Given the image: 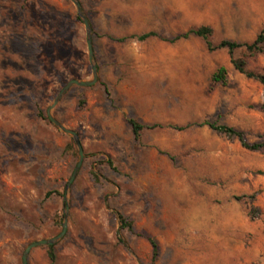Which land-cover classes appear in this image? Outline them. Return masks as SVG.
<instances>
[{
  "label": "rangeland",
  "instance_id": "obj_1",
  "mask_svg": "<svg viewBox=\"0 0 264 264\" xmlns=\"http://www.w3.org/2000/svg\"><path fill=\"white\" fill-rule=\"evenodd\" d=\"M78 1L99 80L71 87L52 110L85 152L67 188L77 147L43 116L69 81L93 78L86 26L72 0H0V264H23L29 244L59 235L68 204L55 264H264V147L197 125H228L264 142V84L201 37L132 38L209 25L215 43L252 42L264 0ZM221 66L229 84L211 89ZM247 68L264 73V55ZM130 118L163 127L136 140ZM51 190L64 195L47 199ZM28 260L52 264L47 246Z\"/></svg>",
  "mask_w": 264,
  "mask_h": 264
},
{
  "label": "trees",
  "instance_id": "obj_2",
  "mask_svg": "<svg viewBox=\"0 0 264 264\" xmlns=\"http://www.w3.org/2000/svg\"><path fill=\"white\" fill-rule=\"evenodd\" d=\"M212 34H213V28L211 26L201 25L198 27L190 28L186 32L178 34L174 36L173 38H162L155 31H150V32L137 35V36L135 35V36H132V38H137L140 41H146L151 37H159L163 40L174 43L182 39H189L192 36L201 37L205 40L207 48L210 52L217 51L220 49H227L230 55V58H231V62L237 71L245 74L249 78H254L258 80L259 82H261L262 84H264V73L252 71L247 68V63H248L249 58L254 57L257 54L264 55V26L261 29L260 33L257 35V37L252 42H239V41H235L231 39H222L218 43H215L212 40ZM126 39L128 38L127 37L118 38L119 41H125ZM239 49H244L245 52L241 57H236L235 53ZM218 84H221L223 86H227L229 84L228 69L225 66L219 67L211 76L210 88L213 89ZM43 119H46L50 121L51 123H53L47 115L43 116ZM128 121L132 127V131L134 133L136 140H140L141 135H142V130L145 128L163 127V124H160V123L143 124L134 118H130ZM197 125L198 126L208 125L210 128H212L215 131L225 133L230 137H236L240 140L243 147L250 149V150L257 151L261 149L262 147H264V142L252 143V144L249 143L245 139V133L243 131L238 130L228 125H224V124L220 125L215 122L208 121V120L199 122ZM184 128L185 127H180V129H184ZM54 194H59L61 196L64 195L62 192L51 190L46 193L45 197L48 199L52 197ZM252 197L255 198V196H252ZM237 199H240V198H237ZM250 216L255 217V215L252 212ZM120 218L122 221V228H129V229L133 228L132 221H129L124 216H120ZM148 239L150 243L152 244L154 257H157L159 254L158 242L152 237H148ZM47 248H48L49 258L51 259L52 264H55L57 256L54 251V245L47 246Z\"/></svg>",
  "mask_w": 264,
  "mask_h": 264
},
{
  "label": "water",
  "instance_id": "obj_3",
  "mask_svg": "<svg viewBox=\"0 0 264 264\" xmlns=\"http://www.w3.org/2000/svg\"><path fill=\"white\" fill-rule=\"evenodd\" d=\"M78 10V14L79 16L83 19V22L86 26V34H87V44H88V50H89V59L90 62L92 64V71H93V78L91 80H79V79H73L71 81H69L58 93V95L56 96L54 102L50 105V107L48 108V116L50 118V120L53 122V124H55L59 129H61L63 132L70 134L75 142V145L77 147V151L79 154V162L75 168V171L68 183L67 188H69V186L71 185V183L73 182V180L75 179L82 163L85 157V152H84V148L81 142V139L79 137V134L77 133L76 130L71 129L66 127L58 118H56L53 113L52 110L55 108V106L60 102V100L63 98V96L67 93V91L75 86V85H79V86H91L94 85L98 82L99 80V68L98 65L95 61V51H94V44H93V38H92V27L90 24V21L88 20V18L85 16V14L83 13L82 10V5L78 0H72ZM69 204L66 206V213H65V218H64V223H63V230L62 232L55 236L54 238L51 239H43V240H39L36 242H33L31 244H29L23 254V264H29V254L30 251L35 248V247H39V246H50V245H54L57 241H59L61 238L64 237L66 231H67V227H68V218H69Z\"/></svg>",
  "mask_w": 264,
  "mask_h": 264
}]
</instances>
